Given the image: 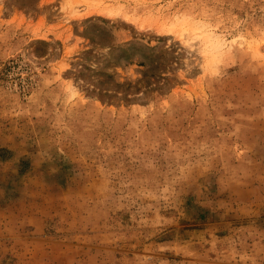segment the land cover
Returning <instances> with one entry per match:
<instances>
[{"label": "rangeland", "instance_id": "1", "mask_svg": "<svg viewBox=\"0 0 264 264\" xmlns=\"http://www.w3.org/2000/svg\"><path fill=\"white\" fill-rule=\"evenodd\" d=\"M0 205L3 264H264V0H0Z\"/></svg>", "mask_w": 264, "mask_h": 264}, {"label": "crops", "instance_id": "2", "mask_svg": "<svg viewBox=\"0 0 264 264\" xmlns=\"http://www.w3.org/2000/svg\"><path fill=\"white\" fill-rule=\"evenodd\" d=\"M4 206L0 205V236H5L6 235H12V236H16L18 234H20V230H21V226L19 227H13L12 231H11V227L9 226V222H7L6 217H4L5 215V211H4ZM23 231V230H22ZM32 232V229H31ZM0 247H3V249L8 248V249H13V250H22V249H26V248H31L33 247V245L31 243L27 244V243H23L22 242H18L15 239L13 241H4L0 243ZM15 257H17V259H20V255H16ZM3 259V260H1ZM4 258H0V264H3Z\"/></svg>", "mask_w": 264, "mask_h": 264}, {"label": "bare ground", "instance_id": "3", "mask_svg": "<svg viewBox=\"0 0 264 264\" xmlns=\"http://www.w3.org/2000/svg\"><path fill=\"white\" fill-rule=\"evenodd\" d=\"M113 13V12H112ZM184 22H182V21H179V22H172V23H170V24H168V25H162L160 28H161V30L162 31H165V32H167L168 34L169 33H174V32H177L178 33V35L180 36V37H182V35L186 32V30L184 29ZM186 26V25H185ZM185 35H186V33H185ZM193 37V36H192ZM191 38V37H190ZM195 38V37H194ZM193 38V39H194ZM192 39V38H191ZM191 39H190V41H191ZM193 39H192V41H193ZM203 40H204V44H205V46L207 45V47H208V49L210 48L211 50H214V51H210V52H208V53H204V56L206 57V59H208L209 61H211L214 57H215V52H216V50L218 49V47H217V45L218 44H216V43H213L211 40H210V38H209V36H207V37H205V38H203ZM189 40H186L185 42L186 43H189L190 42ZM191 41V42H192ZM190 44V43H189Z\"/></svg>", "mask_w": 264, "mask_h": 264}]
</instances>
